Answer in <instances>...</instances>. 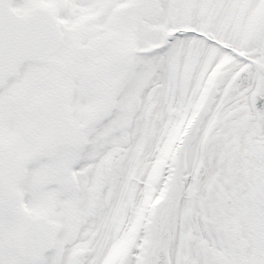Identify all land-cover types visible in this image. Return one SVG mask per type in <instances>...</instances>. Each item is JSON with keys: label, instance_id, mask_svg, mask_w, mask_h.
I'll return each instance as SVG.
<instances>
[{"label": "snow or ice", "instance_id": "6c2138e0", "mask_svg": "<svg viewBox=\"0 0 264 264\" xmlns=\"http://www.w3.org/2000/svg\"><path fill=\"white\" fill-rule=\"evenodd\" d=\"M0 264H264V0H0Z\"/></svg>", "mask_w": 264, "mask_h": 264}]
</instances>
